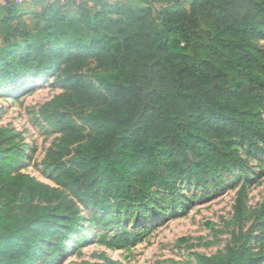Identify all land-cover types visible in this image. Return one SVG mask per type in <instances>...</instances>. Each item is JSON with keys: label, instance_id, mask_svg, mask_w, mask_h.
Here are the masks:
<instances>
[{"label": "trees", "instance_id": "obj_1", "mask_svg": "<svg viewBox=\"0 0 264 264\" xmlns=\"http://www.w3.org/2000/svg\"><path fill=\"white\" fill-rule=\"evenodd\" d=\"M180 1L49 0L33 27L17 2L0 4V84L58 71L70 91L52 111L43 106L62 133L46 160L53 184L20 171L15 132L0 128V264H54L83 230L81 206L111 230L159 192L210 187L237 170L242 218L249 159L264 151V0ZM90 59L98 70L86 78L77 71ZM66 104H80L76 119ZM256 226L264 202L245 235L233 231L211 255L192 252L194 264H264ZM144 232L125 228L106 245L134 246Z\"/></svg>", "mask_w": 264, "mask_h": 264}, {"label": "rangeland", "instance_id": "obj_2", "mask_svg": "<svg viewBox=\"0 0 264 264\" xmlns=\"http://www.w3.org/2000/svg\"><path fill=\"white\" fill-rule=\"evenodd\" d=\"M48 1L24 0L17 6L33 27ZM180 2L190 7V0ZM160 6L155 4L157 9ZM196 33L206 35L204 29ZM2 44L0 36V46ZM258 45L264 48V39H260ZM97 70L96 61L90 59L77 72L88 78ZM63 80V76L55 71L37 76L20 75L0 84V128H10L15 132V141L23 153L19 169L49 184H53V175L46 160L55 151L62 133L49 126L43 106L51 104L50 112L56 101L70 93ZM80 108V104H66L62 111L70 112L76 119ZM261 115L264 120V107ZM248 169L252 182L248 184L242 218L235 213L238 190L244 181L240 170L224 174L210 187L184 182L174 194L159 192L148 208L129 211L131 215L126 217L121 227L111 230L95 222L94 209L81 206L83 230L68 239L54 264H106L100 255L120 264H194L192 252L211 255L222 251L231 240L233 231L237 235L246 234L264 202V151L249 159ZM4 203L5 199L0 197V204ZM125 228L138 233L145 231L144 236L134 246L118 250L109 248L106 240ZM213 228L222 232H215ZM86 229H89V234L82 239ZM263 233L264 228L257 226L252 232L251 243L255 253L264 252ZM49 253L51 250L47 249L46 254Z\"/></svg>", "mask_w": 264, "mask_h": 264}, {"label": "built area", "instance_id": "obj_3", "mask_svg": "<svg viewBox=\"0 0 264 264\" xmlns=\"http://www.w3.org/2000/svg\"><path fill=\"white\" fill-rule=\"evenodd\" d=\"M13 1H15L17 3H22L24 0H13ZM61 1H63V2H65V1H74L76 3H81L84 0H61ZM0 4L6 5V4H8V0H0Z\"/></svg>", "mask_w": 264, "mask_h": 264}]
</instances>
